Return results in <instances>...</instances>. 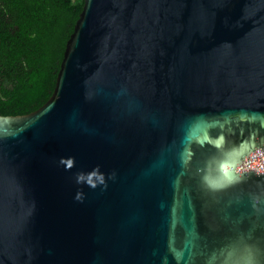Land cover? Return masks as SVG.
<instances>
[{
    "label": "water",
    "instance_id": "water-1",
    "mask_svg": "<svg viewBox=\"0 0 264 264\" xmlns=\"http://www.w3.org/2000/svg\"><path fill=\"white\" fill-rule=\"evenodd\" d=\"M251 153L264 0H83L48 100L0 115V264H264Z\"/></svg>",
    "mask_w": 264,
    "mask_h": 264
},
{
    "label": "trees",
    "instance_id": "trees-1",
    "mask_svg": "<svg viewBox=\"0 0 264 264\" xmlns=\"http://www.w3.org/2000/svg\"><path fill=\"white\" fill-rule=\"evenodd\" d=\"M83 0H0V115L28 114L53 92Z\"/></svg>",
    "mask_w": 264,
    "mask_h": 264
},
{
    "label": "built area",
    "instance_id": "built-area-1",
    "mask_svg": "<svg viewBox=\"0 0 264 264\" xmlns=\"http://www.w3.org/2000/svg\"><path fill=\"white\" fill-rule=\"evenodd\" d=\"M245 169H264V154L251 153L242 163L237 166V171Z\"/></svg>",
    "mask_w": 264,
    "mask_h": 264
},
{
    "label": "clouds",
    "instance_id": "clouds-1",
    "mask_svg": "<svg viewBox=\"0 0 264 264\" xmlns=\"http://www.w3.org/2000/svg\"><path fill=\"white\" fill-rule=\"evenodd\" d=\"M93 178H95V181H98L100 184L105 183L104 176L102 174H98V169L94 171L92 174H90L88 177V184L91 187L95 188L97 185ZM80 179H83V177L81 176Z\"/></svg>",
    "mask_w": 264,
    "mask_h": 264
}]
</instances>
